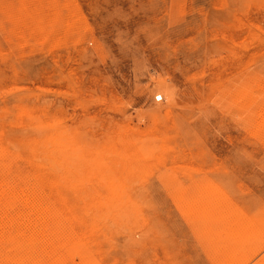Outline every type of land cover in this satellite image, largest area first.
Here are the masks:
<instances>
[{"label": "rangeland", "instance_id": "rangeland-1", "mask_svg": "<svg viewBox=\"0 0 264 264\" xmlns=\"http://www.w3.org/2000/svg\"><path fill=\"white\" fill-rule=\"evenodd\" d=\"M0 264H264V0H0Z\"/></svg>", "mask_w": 264, "mask_h": 264}, {"label": "bare ground", "instance_id": "bare-ground-1", "mask_svg": "<svg viewBox=\"0 0 264 264\" xmlns=\"http://www.w3.org/2000/svg\"><path fill=\"white\" fill-rule=\"evenodd\" d=\"M156 98H159V100H161V99H162V95H161V94H158V95L155 96V99H156ZM156 100H157V99H156ZM34 203H35V202H34ZM28 232H29V231H28ZM28 235H29V234H28Z\"/></svg>", "mask_w": 264, "mask_h": 264}, {"label": "built area", "instance_id": "built-area-1", "mask_svg": "<svg viewBox=\"0 0 264 264\" xmlns=\"http://www.w3.org/2000/svg\"><path fill=\"white\" fill-rule=\"evenodd\" d=\"M157 100H159V98H156Z\"/></svg>", "mask_w": 264, "mask_h": 264}]
</instances>
